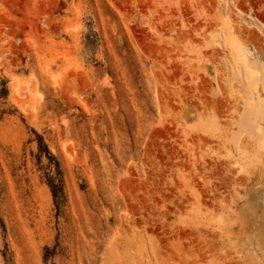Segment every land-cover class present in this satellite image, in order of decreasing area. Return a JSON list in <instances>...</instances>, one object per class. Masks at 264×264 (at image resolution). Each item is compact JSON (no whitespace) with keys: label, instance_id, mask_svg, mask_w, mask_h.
<instances>
[{"label":"rangeland","instance_id":"rangeland-1","mask_svg":"<svg viewBox=\"0 0 264 264\" xmlns=\"http://www.w3.org/2000/svg\"><path fill=\"white\" fill-rule=\"evenodd\" d=\"M0 264H264V0H0Z\"/></svg>","mask_w":264,"mask_h":264}]
</instances>
